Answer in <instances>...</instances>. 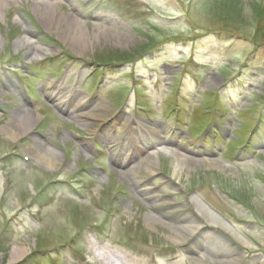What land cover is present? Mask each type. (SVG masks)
I'll return each mask as SVG.
<instances>
[{
	"label": "rangeland",
	"instance_id": "rangeland-1",
	"mask_svg": "<svg viewBox=\"0 0 264 264\" xmlns=\"http://www.w3.org/2000/svg\"><path fill=\"white\" fill-rule=\"evenodd\" d=\"M0 72V264H264V0H8Z\"/></svg>",
	"mask_w": 264,
	"mask_h": 264
},
{
	"label": "bare ground",
	"instance_id": "bare-ground-1",
	"mask_svg": "<svg viewBox=\"0 0 264 264\" xmlns=\"http://www.w3.org/2000/svg\"><path fill=\"white\" fill-rule=\"evenodd\" d=\"M8 3V0H0V5H6ZM84 101H78V103L74 106V104H71L69 106H67V104H63V103H59V107L60 108H63V111L65 114L68 115L69 118H75V119H79L81 120L82 124H84L85 126H89V119H95L96 116L94 113H91V114H87L86 116H78L76 115V110L77 108H79V106L83 105L84 106ZM89 106V105H88ZM87 106V108H88ZM103 107L101 105L97 106V109L94 110L96 111V113L98 112H103ZM20 116H19V119H20V123L17 124V127H18V130L19 132L16 133L15 131H13V129H11L10 127L9 128H6L4 133L9 136L11 139H17L19 137H21L22 134H28V132L31 130L32 126L35 124V122L37 121L38 117L36 115H34L32 112H29L25 109H22L20 111ZM85 118V119H83ZM47 149H44V150H40V152H37L38 156L40 157L41 160L44 161L45 164H47L48 166H53L52 165V160L50 161V159H47V158H44L43 156H45V153H49L51 150H47ZM52 152V151H51ZM44 153V154H43ZM53 154V152H52ZM55 157L57 155H54ZM145 161H149L151 162L152 161V158H146ZM184 163V162H182ZM136 170V168L134 169ZM187 231H189V227L187 228ZM24 255H26V251H22L20 249H15L14 250V253H13V260H17V259H21ZM117 260H119L117 257H116ZM101 260L107 264H122L120 262H115L114 260H109L107 258H101Z\"/></svg>",
	"mask_w": 264,
	"mask_h": 264
}]
</instances>
